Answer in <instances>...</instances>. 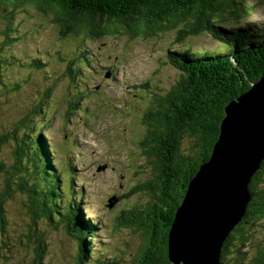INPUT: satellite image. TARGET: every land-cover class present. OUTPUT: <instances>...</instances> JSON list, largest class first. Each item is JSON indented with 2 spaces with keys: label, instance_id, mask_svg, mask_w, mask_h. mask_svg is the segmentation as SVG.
Returning a JSON list of instances; mask_svg holds the SVG:
<instances>
[{
  "label": "rangeland",
  "instance_id": "rangeland-1",
  "mask_svg": "<svg viewBox=\"0 0 264 264\" xmlns=\"http://www.w3.org/2000/svg\"><path fill=\"white\" fill-rule=\"evenodd\" d=\"M252 4L249 16L225 25L264 28V0ZM10 8L0 6V194L11 189L1 219L0 264H140L142 229L127 220L135 214L130 211L144 213L153 194L161 195L138 184L154 178L158 160L146 153L144 118L155 94L180 76L169 55L187 47L225 53L229 45L211 33L182 42L172 31L151 38L65 36L41 9L25 5L10 13ZM2 56L7 60L1 62ZM36 60L42 61L37 67ZM40 103L39 118L25 123L31 106ZM184 139L181 153L187 155L192 140ZM45 145L60 175L59 188L39 168ZM220 149L225 151L221 139L197 174ZM31 155L38 169L27 178L36 180L51 215L36 216L16 186L22 167L34 166ZM111 197L117 201L110 208ZM234 243L226 264L255 261L264 251V217L251 226L242 249Z\"/></svg>",
  "mask_w": 264,
  "mask_h": 264
},
{
  "label": "trees",
  "instance_id": "trees-1",
  "mask_svg": "<svg viewBox=\"0 0 264 264\" xmlns=\"http://www.w3.org/2000/svg\"><path fill=\"white\" fill-rule=\"evenodd\" d=\"M254 1L0 0V6L11 7L10 13L25 5L41 9L66 30L65 36L82 33L93 40L118 35L151 38L172 31L175 40L182 42L211 33L215 40L229 45L225 53H215L209 48L194 50L187 47L184 51L176 50L169 55L180 76L169 90L155 94L154 105L144 118L148 133L143 140L147 146L146 153L158 160L155 162L154 178L147 184L146 181L138 184L140 189H158L161 195L153 194L149 208L144 213L130 211L135 214L127 220V224L136 226L137 230L142 229L139 253L141 247L144 249L140 264H174L168 253L169 233L190 180L201 164L209 159L221 136L228 103L247 92L264 75V28L254 24L246 27L225 25L230 20L238 21L249 16ZM11 27H6V30H11ZM3 60L7 59L2 56L1 62ZM41 63V60H36L35 66ZM39 108H42L41 103L31 106L23 121H36L43 112ZM184 138L192 140L191 153L182 157L180 149L186 141ZM39 155L40 170L45 178L51 175L49 183L59 188L60 175L49 163L46 145ZM29 160L34 166L32 169L28 165L22 167L23 174L18 176L16 186L21 187L23 194L26 193L29 206L36 216L51 215L36 180L30 183L27 178L38 169L32 155ZM262 161L261 169L250 182L253 196L248 209L224 242L223 262L227 252L234 247V241L239 244L238 249H242L248 242L251 226L264 217V159ZM49 168L53 174L47 170ZM15 174L13 171V179H16ZM71 187L72 183L69 182L70 190ZM137 188L132 192H137ZM10 190L0 194V229L4 226L1 219ZM70 204L69 209L72 210L73 203ZM78 211L77 208L75 213ZM263 261L264 251L250 264H264Z\"/></svg>",
  "mask_w": 264,
  "mask_h": 264
},
{
  "label": "water",
  "instance_id": "water-1",
  "mask_svg": "<svg viewBox=\"0 0 264 264\" xmlns=\"http://www.w3.org/2000/svg\"><path fill=\"white\" fill-rule=\"evenodd\" d=\"M261 88L264 91V75L226 106L219 138L225 151L220 149L191 178L171 225L168 253L174 264H225L224 242L247 211L253 196L250 182L264 159ZM116 201L111 197L108 207Z\"/></svg>",
  "mask_w": 264,
  "mask_h": 264
},
{
  "label": "flooded vegetation",
  "instance_id": "flooded-vegetation-1",
  "mask_svg": "<svg viewBox=\"0 0 264 264\" xmlns=\"http://www.w3.org/2000/svg\"><path fill=\"white\" fill-rule=\"evenodd\" d=\"M180 155H181L182 157H184V155L181 153V149H180ZM257 257H258V256H257ZM257 257H255V259H256Z\"/></svg>",
  "mask_w": 264,
  "mask_h": 264
},
{
  "label": "clouds",
  "instance_id": "clouds-1",
  "mask_svg": "<svg viewBox=\"0 0 264 264\" xmlns=\"http://www.w3.org/2000/svg\"><path fill=\"white\" fill-rule=\"evenodd\" d=\"M74 220V219H73ZM71 228H72V226H71Z\"/></svg>",
  "mask_w": 264,
  "mask_h": 264
},
{
  "label": "bare ground",
  "instance_id": "bare-ground-1",
  "mask_svg": "<svg viewBox=\"0 0 264 264\" xmlns=\"http://www.w3.org/2000/svg\"><path fill=\"white\" fill-rule=\"evenodd\" d=\"M253 24V23H252Z\"/></svg>",
  "mask_w": 264,
  "mask_h": 264
}]
</instances>
